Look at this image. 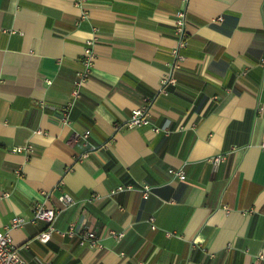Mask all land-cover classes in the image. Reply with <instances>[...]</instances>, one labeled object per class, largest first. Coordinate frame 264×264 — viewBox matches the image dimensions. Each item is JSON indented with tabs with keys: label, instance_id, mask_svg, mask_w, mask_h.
Returning <instances> with one entry per match:
<instances>
[{
	"label": "crops",
	"instance_id": "1",
	"mask_svg": "<svg viewBox=\"0 0 264 264\" xmlns=\"http://www.w3.org/2000/svg\"><path fill=\"white\" fill-rule=\"evenodd\" d=\"M182 4L0 0V230L26 220L11 235L29 264H264V0H190L173 71ZM90 39L93 71L66 125ZM172 71L176 85L160 94ZM152 97L151 126L130 128ZM85 132L90 146L74 139ZM44 191L61 209L55 228L84 223L103 249L58 234L38 241L46 224L31 220ZM62 193L76 203L64 208Z\"/></svg>",
	"mask_w": 264,
	"mask_h": 264
},
{
	"label": "built area",
	"instance_id": "2",
	"mask_svg": "<svg viewBox=\"0 0 264 264\" xmlns=\"http://www.w3.org/2000/svg\"><path fill=\"white\" fill-rule=\"evenodd\" d=\"M87 0H75V4L79 7L83 6L84 3ZM182 5L184 7L178 11L175 15V26H176V35L178 37V47L174 51L175 55V63L173 65V71L174 69L179 67V64L181 60L183 59V55L181 54V50L186 48L188 46V36L186 32V24H187V9L188 5L190 3V0H182ZM86 12L84 11V15L82 18H85ZM94 44L95 39H90L87 41L84 54H83V70L79 71L77 73L76 79L74 81V86L71 92V101L63 107V118L62 122L64 124L70 123V113L75 105V102L81 97L82 95V88L85 85V83L90 78L93 66H94V60H95V53H94ZM264 64V59L262 61ZM173 71L163 77L161 80V86L159 93L160 94H167L169 93L170 89L176 85V78L174 76ZM154 97L145 99L144 103L139 106L138 108L134 109L132 112V115L130 119L128 120L127 125L130 128L133 127H142V126H151V109H152V103L154 101ZM264 110V107L261 106L258 109L259 113H262ZM152 130L156 133L161 132L162 130L168 132V129H162L161 127L153 126ZM90 133L85 132L83 134L76 133L74 135V139L76 140H82L85 145L90 146L89 142ZM95 147L91 146V148L84 152L80 157H78V160H82L87 158L90 155V151L94 150ZM26 151L28 154L32 151V146L28 145L26 147H15L13 149V152H22ZM225 156H218L215 157L212 161L215 165L219 164ZM168 174L177 177L181 180L186 179L185 172L182 169H169ZM136 187L132 184L128 185H119L117 188L110 191V195H115L119 192L133 190ZM140 191L142 192V196L145 200H147L152 192V186L149 184H144L140 187ZM41 196L43 197L41 201L37 202L33 206V216H32V222H44L46 224L45 228L38 233L36 236V239L42 243H48L53 235L58 234L63 237H78L80 245L86 246L93 250H101L103 249V245L100 242V238L93 233L89 227H87L84 223H71L69 227L65 230H59L54 227V222L60 213L61 209H53L49 207L47 204L49 203L51 199V192L50 191H44L41 192ZM60 202L63 204L64 208L70 207L76 203V200L68 193H62L59 196ZM151 228L155 229L156 226L153 224L154 219L150 218ZM26 220L23 217H14L11 222L5 226L2 230H0V264H29L28 261L23 257L21 253V247H18L15 245L13 241V237L11 235V231L14 229H18L22 227L25 224ZM111 234L118 238L122 239L125 236V233H116L114 231L111 232ZM170 235L169 233H167ZM192 245L194 247L198 246V241L193 240ZM203 250H205L203 248ZM40 264H52L51 262H42Z\"/></svg>",
	"mask_w": 264,
	"mask_h": 264
}]
</instances>
